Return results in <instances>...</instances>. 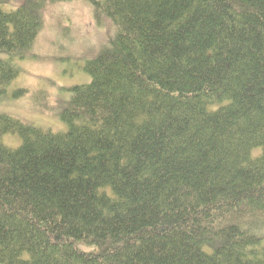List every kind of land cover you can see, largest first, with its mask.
I'll return each instance as SVG.
<instances>
[{"label": "trees", "instance_id": "trees-1", "mask_svg": "<svg viewBox=\"0 0 264 264\" xmlns=\"http://www.w3.org/2000/svg\"><path fill=\"white\" fill-rule=\"evenodd\" d=\"M5 1L0 92L26 96L50 0ZM85 1L117 30L48 106L66 130L0 114V264H264V0Z\"/></svg>", "mask_w": 264, "mask_h": 264}, {"label": "rangeland", "instance_id": "rangeland-1", "mask_svg": "<svg viewBox=\"0 0 264 264\" xmlns=\"http://www.w3.org/2000/svg\"><path fill=\"white\" fill-rule=\"evenodd\" d=\"M18 1L6 0L4 4L10 6ZM39 8L43 21L41 30L32 50L27 52L25 58L17 59L22 65L21 74L9 87L11 91L22 86L29 93L16 97L8 92H0V113L51 127L54 131H64L66 125L60 117V109L55 106L48 112V106L57 105L62 108L65 105L70 97L68 89L75 84L84 83L82 61L97 55L107 46L117 28L106 17H102L99 22L92 4L85 0L44 1L37 4L34 10ZM0 56L5 54L0 53ZM65 63H71L74 69L71 67L68 71ZM36 87L45 88L38 92L46 98V103L41 104L36 99ZM2 139L11 147L21 144V138L17 134L7 133Z\"/></svg>", "mask_w": 264, "mask_h": 264}]
</instances>
